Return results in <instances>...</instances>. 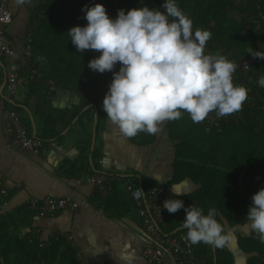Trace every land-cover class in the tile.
<instances>
[{
	"label": "crops",
	"instance_id": "0c3cea01",
	"mask_svg": "<svg viewBox=\"0 0 264 264\" xmlns=\"http://www.w3.org/2000/svg\"><path fill=\"white\" fill-rule=\"evenodd\" d=\"M34 2L17 6L13 0H8L12 20L6 26V36L15 52L11 58L14 63L23 58L26 28L33 17L31 5ZM44 48L39 47L37 59L31 64L33 68L29 65L21 68L19 88L11 100H7L4 88L6 61L0 57V214L9 213L22 223L28 215L24 231L32 228L43 240L52 233L67 234L79 261L152 264L142 256L143 229L136 209L129 203L131 198L126 194L123 180L133 182L140 192L151 185L162 187L163 204L165 199L184 201L185 197L196 193L197 177L193 172H183L178 161L186 159L178 154V140L168 132L167 121L160 125L154 140L148 144H138L123 136L107 117L98 122L94 104L85 103V90L53 83V77L64 81L69 79V74L61 68L62 62L53 59L50 50ZM30 69L35 70L37 83L42 82L44 88L48 86L46 89L37 84L31 87ZM6 102L13 104L29 136L56 138L59 146L40 154L8 148ZM49 120L51 124L47 125ZM51 130L53 136L48 135ZM95 174L116 177L110 194L102 196L86 181L87 176ZM171 186L182 194L175 196ZM1 189L7 194H2ZM31 196L68 197L77 208L37 216L25 212L26 201ZM246 230L247 223L231 228L225 224V231L235 237L226 243L232 253V264H248V253L237 243ZM163 264L176 263L167 257Z\"/></svg>",
	"mask_w": 264,
	"mask_h": 264
},
{
	"label": "trees",
	"instance_id": "16d2710c",
	"mask_svg": "<svg viewBox=\"0 0 264 264\" xmlns=\"http://www.w3.org/2000/svg\"><path fill=\"white\" fill-rule=\"evenodd\" d=\"M94 3L103 4L107 14L114 18L118 9L140 7L142 4L160 8L162 0H36L31 10L32 18H36L38 24L31 40L28 65L33 68L39 47L50 50L53 59L61 61V68L69 74V79L64 81L53 77V83L85 90V103L94 104L100 122L106 119L102 98L112 74L89 69L88 61L99 53L93 50L78 52L67 32L72 26L86 24L82 6ZM177 3L192 19L194 29L211 32L205 47L214 54L221 53L226 58L247 55L264 33V0H241L240 3L237 0H177ZM160 10L163 11L162 8ZM259 45L264 51V41ZM57 67L59 70L60 66ZM118 67L117 64L114 70ZM261 74H264V60L260 59L258 73L248 71L235 75L236 84L249 89L237 122L230 120L218 127H207L200 122L194 123L186 112L178 120L167 121L168 132L178 140V154L186 159L178 162L182 164L183 172H193L199 185L196 193L184 198V205L199 206L205 214L210 207L216 208L219 213L217 219L224 228L225 224L231 228L247 223L251 195L264 187V112L258 108L264 105V87L256 84ZM35 76L29 79L31 87L37 84L46 89L48 86L44 88L42 82L37 83ZM50 124L49 120L47 125ZM51 132L48 135L53 136L54 132ZM154 138L155 134L140 132L130 139L138 144H148ZM130 200L136 209L134 201ZM25 212L32 213L28 209ZM25 217L26 222L22 223L15 221L9 213L0 214V264H82L70 237L43 240L32 228L24 231L28 215ZM184 217L183 208L175 213L168 212L167 225L163 230L182 229ZM237 243L243 252L248 253V264H264V243L249 228L239 236ZM197 249L199 254L207 256L206 264H232V253L226 245L216 248L198 243Z\"/></svg>",
	"mask_w": 264,
	"mask_h": 264
},
{
	"label": "clouds",
	"instance_id": "9594fccd",
	"mask_svg": "<svg viewBox=\"0 0 264 264\" xmlns=\"http://www.w3.org/2000/svg\"><path fill=\"white\" fill-rule=\"evenodd\" d=\"M13 2L24 6L32 0ZM160 8L142 4L127 11L118 9L113 18L101 3L84 5L81 10L86 24L67 31L78 52L99 53L88 61L89 69L111 72L102 109L127 138L140 132L155 134L162 123L178 120L184 112L194 123L203 121L211 112L230 115L241 110L248 98V89L233 83L237 63L219 53H205L211 32L194 29L192 19L177 0H162ZM250 53L264 60L261 49ZM256 84L264 87V74ZM171 190L175 196L182 194L174 186ZM163 208L169 213L183 208L181 227L186 229L185 239L190 244L222 248L235 239L217 219L219 213L214 207L205 214L199 206L186 207L183 200L168 198ZM246 221L264 243V187L251 195Z\"/></svg>",
	"mask_w": 264,
	"mask_h": 264
},
{
	"label": "built area",
	"instance_id": "2783aa9c",
	"mask_svg": "<svg viewBox=\"0 0 264 264\" xmlns=\"http://www.w3.org/2000/svg\"><path fill=\"white\" fill-rule=\"evenodd\" d=\"M33 1L36 0H32V2ZM237 2L240 3L241 0H237ZM127 10L128 9H125V11ZM11 20L12 13L8 7V0H0V57L6 61L4 67V88L7 100H11L18 91L20 70L22 67L28 65L31 56V40L34 36L36 25L38 24L36 18L30 20L26 28L23 58L19 63H14L11 58L15 52L13 47L8 43L6 36V26ZM263 41L264 33L258 44L249 49L247 55L237 58H227L237 63V68L232 74L234 84H236L235 75L238 72L247 73L251 71L253 73H258L260 59L253 57L250 52L252 50H260L259 44ZM204 51L205 53H212L206 47ZM30 73V77L32 78L35 74V70L30 69ZM252 105L253 103L251 102L250 106L253 107ZM258 108L261 109L262 113L264 112V105ZM5 111L7 113L5 132L7 135L8 148L40 154L41 152H49L59 146V141L56 138L42 139L36 136H29L13 104L6 102ZM241 113L242 112L239 110L230 115L217 116L215 112H211L200 123L207 127H218L224 123H228L230 120L237 122ZM114 179H116V177L104 174H95L86 177V181L92 183L102 196H106L112 191ZM119 179L122 180L121 177ZM123 182L127 196L135 203L136 213L143 229L144 243L141 253L144 259L152 264H163L167 257H171L176 264H206L207 256L198 253L197 244H190L185 239L186 229L182 228L170 232L163 230L167 225L168 212L163 208L162 197L164 192L161 188L149 186L146 189H142L140 192L130 180H123ZM1 193L4 195L7 194L4 189H1ZM25 206L37 216H46L57 211L66 209L75 210L77 208V204L68 197L58 198L52 196H31L27 199ZM60 236L63 239H69L67 234L52 233L50 235V237L54 239ZM80 262L82 264H89L88 261L85 260H80ZM92 264L105 263L96 262Z\"/></svg>",
	"mask_w": 264,
	"mask_h": 264
},
{
	"label": "water",
	"instance_id": "95a60500",
	"mask_svg": "<svg viewBox=\"0 0 264 264\" xmlns=\"http://www.w3.org/2000/svg\"><path fill=\"white\" fill-rule=\"evenodd\" d=\"M253 88V87H252ZM249 90V89H248Z\"/></svg>",
	"mask_w": 264,
	"mask_h": 264
}]
</instances>
